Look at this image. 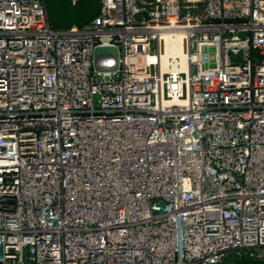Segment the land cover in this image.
<instances>
[{"label": "built area", "instance_id": "obj_1", "mask_svg": "<svg viewBox=\"0 0 264 264\" xmlns=\"http://www.w3.org/2000/svg\"><path fill=\"white\" fill-rule=\"evenodd\" d=\"M100 4L0 0V264H264V0Z\"/></svg>", "mask_w": 264, "mask_h": 264}, {"label": "water", "instance_id": "obj_2", "mask_svg": "<svg viewBox=\"0 0 264 264\" xmlns=\"http://www.w3.org/2000/svg\"><path fill=\"white\" fill-rule=\"evenodd\" d=\"M45 6L51 24L57 29L82 27L101 11L100 0H78L76 3L70 0H45ZM105 54L117 57L118 51L114 47H99L95 50V59ZM95 67L100 70L97 64Z\"/></svg>", "mask_w": 264, "mask_h": 264}, {"label": "trees", "instance_id": "obj_3", "mask_svg": "<svg viewBox=\"0 0 264 264\" xmlns=\"http://www.w3.org/2000/svg\"><path fill=\"white\" fill-rule=\"evenodd\" d=\"M234 264H256L249 259H238L235 260Z\"/></svg>", "mask_w": 264, "mask_h": 264}, {"label": "rangeland", "instance_id": "obj_4", "mask_svg": "<svg viewBox=\"0 0 264 264\" xmlns=\"http://www.w3.org/2000/svg\"><path fill=\"white\" fill-rule=\"evenodd\" d=\"M235 262V258L234 257H229L228 259H226L222 264H234Z\"/></svg>", "mask_w": 264, "mask_h": 264}, {"label": "bare ground", "instance_id": "obj_5", "mask_svg": "<svg viewBox=\"0 0 264 264\" xmlns=\"http://www.w3.org/2000/svg\"><path fill=\"white\" fill-rule=\"evenodd\" d=\"M175 53H179V52L177 51V52H175Z\"/></svg>", "mask_w": 264, "mask_h": 264}]
</instances>
